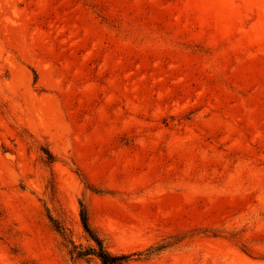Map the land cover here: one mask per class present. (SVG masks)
Segmentation results:
<instances>
[{"label": "rangeland", "instance_id": "rangeland-1", "mask_svg": "<svg viewBox=\"0 0 264 264\" xmlns=\"http://www.w3.org/2000/svg\"><path fill=\"white\" fill-rule=\"evenodd\" d=\"M83 208L127 264H264V0H0V264H102Z\"/></svg>", "mask_w": 264, "mask_h": 264}, {"label": "trees", "instance_id": "trees-1", "mask_svg": "<svg viewBox=\"0 0 264 264\" xmlns=\"http://www.w3.org/2000/svg\"><path fill=\"white\" fill-rule=\"evenodd\" d=\"M54 157L49 153V161L52 162ZM82 222L83 226L88 233L90 239L94 242L93 246L83 249L77 246L72 240L68 238L66 228L63 227L54 218H51L56 230L61 234V236L73 245L70 250L71 258L74 261L89 258L90 256L98 258L102 264H127L131 257L136 254H114L110 252L104 244V241L99 237V235L93 230L89 224L88 213L85 208L82 209ZM141 255V254H140Z\"/></svg>", "mask_w": 264, "mask_h": 264}]
</instances>
